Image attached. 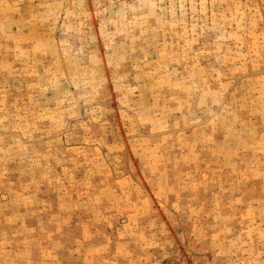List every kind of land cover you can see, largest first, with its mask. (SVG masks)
I'll use <instances>...</instances> for the list:
<instances>
[{"label": "rangeland", "instance_id": "1", "mask_svg": "<svg viewBox=\"0 0 264 264\" xmlns=\"http://www.w3.org/2000/svg\"><path fill=\"white\" fill-rule=\"evenodd\" d=\"M0 264H264V0H0Z\"/></svg>", "mask_w": 264, "mask_h": 264}]
</instances>
